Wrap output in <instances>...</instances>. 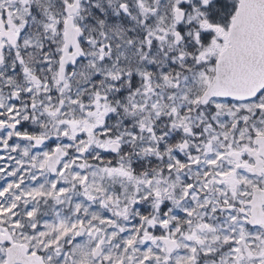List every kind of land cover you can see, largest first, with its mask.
I'll return each mask as SVG.
<instances>
[{
  "label": "snow or ice",
  "instance_id": "1",
  "mask_svg": "<svg viewBox=\"0 0 264 264\" xmlns=\"http://www.w3.org/2000/svg\"><path fill=\"white\" fill-rule=\"evenodd\" d=\"M0 264H264V0H0Z\"/></svg>",
  "mask_w": 264,
  "mask_h": 264
}]
</instances>
